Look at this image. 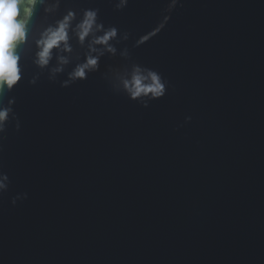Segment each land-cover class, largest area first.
<instances>
[{"label": "water", "instance_id": "95a60500", "mask_svg": "<svg viewBox=\"0 0 264 264\" xmlns=\"http://www.w3.org/2000/svg\"><path fill=\"white\" fill-rule=\"evenodd\" d=\"M114 5L60 0L56 17L99 9L168 92L147 107L113 92L108 56L64 88L74 64L53 82L22 49L24 77L0 98L15 100L0 133V264H264V0Z\"/></svg>", "mask_w": 264, "mask_h": 264}, {"label": "clouds", "instance_id": "9594fccd", "mask_svg": "<svg viewBox=\"0 0 264 264\" xmlns=\"http://www.w3.org/2000/svg\"><path fill=\"white\" fill-rule=\"evenodd\" d=\"M128 3L129 0H115L114 6L123 10ZM177 3L179 0H170L169 12ZM38 7L44 13L39 24L34 20ZM59 7L60 0H0V98L12 92L23 79L22 49L29 45L34 48L32 64L41 73L47 70L50 81L54 82L74 64L67 72V79L60 82L61 87L87 80L89 74L100 71L102 58L108 56L119 58L102 73L113 92L122 93L144 107L167 94L169 83L164 76L133 59L127 44L133 39L131 32L105 26L99 18V9L77 12L69 8L56 17ZM49 17L54 18L49 20ZM168 19L166 16L153 31L134 38L132 47H139L158 34ZM37 79L34 76L28 83L35 84ZM14 103V99H9L6 106L0 104V133L5 131L10 117L14 118ZM16 127L19 128V123ZM6 181L8 176L0 172V193L6 190Z\"/></svg>", "mask_w": 264, "mask_h": 264}]
</instances>
